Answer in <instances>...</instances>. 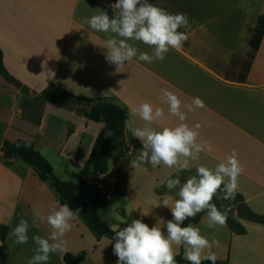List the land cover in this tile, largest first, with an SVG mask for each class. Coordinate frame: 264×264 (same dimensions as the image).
I'll return each instance as SVG.
<instances>
[{
    "label": "crops",
    "instance_id": "obj_1",
    "mask_svg": "<svg viewBox=\"0 0 264 264\" xmlns=\"http://www.w3.org/2000/svg\"><path fill=\"white\" fill-rule=\"evenodd\" d=\"M115 2L0 0L2 144L30 141L49 161L54 173L57 169L65 174L72 171L81 177L104 124L88 120L77 108L39 102L41 93L54 87L80 99L114 104L128 113L148 102L164 109V119L148 125L157 130L180 123L168 113V106L161 99L162 89L177 94L185 106L199 97L203 108H182L185 123L190 127L201 125L198 141L210 144L212 151H203L192 162L191 170L181 173L195 174L201 164L214 169L235 151L244 169L238 177L237 194L252 213L264 216V36L253 58H249L250 40L258 18L264 15V7L251 25L245 23L228 41L213 32L217 20L206 19L187 31L189 39L182 49L170 50L162 62L147 63L135 57L117 70L105 59L107 50L101 47L106 35L83 22L102 10L113 17L110 5ZM130 43L139 51L152 52L141 42ZM23 89L28 95L23 94ZM136 126L146 124L136 117ZM125 139L127 147L133 149L128 155L135 159L134 147L141 150L142 143L126 131ZM116 165V158L111 157L109 173L92 177L83 185L95 186L98 193L110 197L105 208H98L103 221L109 227H124L133 219H141L150 227L158 222L163 227V221L172 215L161 201L167 199L171 206L178 198L166 190L167 179L176 176L175 169L146 164L135 170L129 163L125 177L116 178ZM56 198L54 189L33 167L6 159L0 151V227L7 228L5 242L0 237V264H28L36 247L31 237L47 238L52 231L46 220L41 221L32 213L39 210L47 216ZM231 217L245 228V234L232 231L227 224L209 228L207 213L196 225L210 241L219 240V247L212 249L217 261L264 264V224L249 221L238 211ZM21 218L29 222V242L17 245L9 233ZM72 224V230L64 237L67 253H85L82 264H117L114 241L110 244L109 238H96L77 215ZM175 251L176 257L184 258L182 246ZM64 255L51 254L48 264H64Z\"/></svg>",
    "mask_w": 264,
    "mask_h": 264
},
{
    "label": "clouds",
    "instance_id": "obj_2",
    "mask_svg": "<svg viewBox=\"0 0 264 264\" xmlns=\"http://www.w3.org/2000/svg\"><path fill=\"white\" fill-rule=\"evenodd\" d=\"M110 7L113 17L110 18L108 12L102 10L83 22L95 32L106 35L101 47L107 50L105 59L116 65L117 70L124 67L125 61L129 63L135 57L147 63L162 62L170 50H181L189 39L188 32L180 30L190 28L189 17L185 13H170L150 0H116ZM130 41L148 46L152 49L151 54L139 51ZM161 92L168 113L180 123L157 130L148 125L164 119L163 108L144 102L130 109L124 129L142 143V149L130 161V167L136 170L151 164L153 167L163 165L175 169L176 177L167 179L166 188L169 191L177 190L178 198L171 206L167 199L161 201L172 215L166 222L161 220L163 227L158 226L159 222L150 227L141 219H133L124 227L111 226L114 236L110 244L115 241L113 254L117 257V264H178L175 248L182 246L184 259L189 264H202L205 260L216 264L218 257L212 249L214 246L219 247V240L210 241L199 227L191 223L184 226V222L206 212L209 228L226 226L231 208L224 207L222 211L213 200H234L238 191V177L244 169L233 151L214 169L198 165L195 174L181 183L179 174L190 171L192 162L197 161L203 151H212L210 144L198 141L201 125L190 127L185 123L186 113L182 108L187 107L192 111L205 105L202 99L196 97L192 104L185 106L174 92L168 89H162ZM136 117L144 121L146 126H136ZM111 135L109 130L106 136ZM32 215L41 221L46 220L52 231L47 238L40 235L31 237L36 247L28 264H48L51 254H66L69 249L64 237L72 230L76 213L68 204H61L57 200L47 216H42L39 210L33 211ZM29 227L28 220L21 218L9 233L17 245L29 242Z\"/></svg>",
    "mask_w": 264,
    "mask_h": 264
},
{
    "label": "trees",
    "instance_id": "obj_3",
    "mask_svg": "<svg viewBox=\"0 0 264 264\" xmlns=\"http://www.w3.org/2000/svg\"><path fill=\"white\" fill-rule=\"evenodd\" d=\"M264 36V15L257 20L250 40L251 53L249 58L252 59L254 54L260 47ZM0 67L2 68V52L0 50ZM48 90H54L57 94L58 105L79 109L84 116L93 122L103 123L104 127L98 135L90 157L85 164L82 174H91L93 178L109 173V160L111 157H117V165L115 166L113 175L116 178L125 177V168L128 163L127 147L125 143L124 121L128 118L127 110L122 109L114 104L105 101H91L80 99L71 94L51 87ZM111 130L112 135L106 136ZM1 152L6 159H16L33 167L42 180L47 181L54 189L57 198L61 204H68L69 207L84 220L90 232L98 239H112L114 233L102 219L98 212V208H105L106 204L102 200V193L99 192L96 199L91 203H85L78 195V189L86 184L85 179L81 176L77 182H66L58 178L49 161L36 150L34 144L27 140H17L14 143L5 141L2 145ZM222 195V193H221ZM213 203L223 211L224 207H230L227 225L229 229L238 234H245V228L233 220L231 215L234 211H238L241 216H245L247 220L264 224V216H258L252 213L244 204V200L240 195H236L234 200H223L214 198ZM244 209V211H243ZM245 212L246 215L243 213ZM206 212L199 213L195 219L186 220L184 226L191 223L197 225L202 215ZM7 236V228L0 227V237L5 242ZM114 241V240H113ZM115 242V241H114ZM178 264H189L182 256L175 257ZM86 260L85 253L78 255L65 254L63 257L64 264H82ZM202 264H212L211 261H203ZM216 264H228L227 262L216 261Z\"/></svg>",
    "mask_w": 264,
    "mask_h": 264
},
{
    "label": "rangeland",
    "instance_id": "obj_4",
    "mask_svg": "<svg viewBox=\"0 0 264 264\" xmlns=\"http://www.w3.org/2000/svg\"><path fill=\"white\" fill-rule=\"evenodd\" d=\"M151 3L158 7L166 9L170 13H185L189 17L190 28L185 30L191 32L195 27L204 20L215 19L217 20L214 25L213 32L217 36H221L223 40L228 41L230 36H236V32L240 31V28L247 23H251L255 20L256 15L264 7V0H150ZM224 42V41H223ZM23 94L28 95L27 90L23 89ZM26 98L24 97L23 102ZM37 100L39 102H54L58 100L57 94L54 90H46L41 93ZM57 104V103H56ZM24 105V103H23ZM126 147L127 141L125 139ZM135 148L134 157L139 155L140 149ZM129 151H133L132 148L127 147V154ZM117 159V157L115 156ZM131 157L128 155V163H130ZM57 175L62 181L77 182L80 175H74L72 171L65 174L57 169ZM55 173V174H56ZM181 183L185 182L187 178L194 174L180 173ZM83 177V175H81ZM176 177V176H175ZM174 177V178H175ZM80 197L83 202H93L97 195L98 190L95 186L79 187ZM78 189V190H79ZM169 191L168 189H166ZM177 190H172L176 195ZM109 196H106L108 200ZM102 198L104 196L102 195ZM103 200V199H102ZM106 200H103L104 202Z\"/></svg>",
    "mask_w": 264,
    "mask_h": 264
},
{
    "label": "water",
    "instance_id": "obj_5",
    "mask_svg": "<svg viewBox=\"0 0 264 264\" xmlns=\"http://www.w3.org/2000/svg\"><path fill=\"white\" fill-rule=\"evenodd\" d=\"M2 145H3L2 141L0 140V151L2 149ZM83 178L85 179L86 182H89L92 179V175L91 174H85V175H83Z\"/></svg>",
    "mask_w": 264,
    "mask_h": 264
},
{
    "label": "built area",
    "instance_id": "obj_6",
    "mask_svg": "<svg viewBox=\"0 0 264 264\" xmlns=\"http://www.w3.org/2000/svg\"><path fill=\"white\" fill-rule=\"evenodd\" d=\"M105 198H106V197H104V198H102V199H103V200H106ZM108 199H110V197H108Z\"/></svg>",
    "mask_w": 264,
    "mask_h": 264
}]
</instances>
